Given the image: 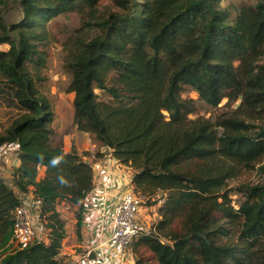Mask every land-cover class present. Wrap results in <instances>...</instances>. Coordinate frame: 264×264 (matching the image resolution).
Masks as SVG:
<instances>
[{
    "label": "trees",
    "instance_id": "obj_1",
    "mask_svg": "<svg viewBox=\"0 0 264 264\" xmlns=\"http://www.w3.org/2000/svg\"><path fill=\"white\" fill-rule=\"evenodd\" d=\"M14 1L23 18L0 19V46H9L0 71L22 114L0 147L14 144L21 164L12 184L0 177V264H75L61 256L57 205H79L80 238L94 187L88 158L105 155L66 152L54 140V105L42 92L47 26L66 13H78L93 33L65 47L74 125L131 167L135 192L158 205L156 234L131 247L135 264H264V181L240 186L239 204L229 195L241 170L263 164L264 175V0L233 12L225 0H110L108 15L104 0ZM187 90L198 98L183 97ZM223 100L227 108L240 103L214 121L190 119L198 102L218 109ZM31 190L48 242L14 248V212Z\"/></svg>",
    "mask_w": 264,
    "mask_h": 264
},
{
    "label": "rangeland",
    "instance_id": "obj_2",
    "mask_svg": "<svg viewBox=\"0 0 264 264\" xmlns=\"http://www.w3.org/2000/svg\"><path fill=\"white\" fill-rule=\"evenodd\" d=\"M257 0H225L222 3L223 7H228L232 12L235 6L240 4H252L254 5ZM114 9V5L110 0L102 1L100 5V12L103 15H108L110 11ZM234 13H232V17ZM23 18L22 10L20 4L14 0H4L3 4H0V19L7 25L12 23H17ZM85 20L78 13H66L54 18L48 23V60L47 68L44 71L46 82L43 83L42 92L49 97L54 105L55 111V121L53 123V128L55 130V141H62L64 145L71 144L73 149H77L79 142H86L89 145V150L82 151L83 154H88L92 151L91 145H97L95 151L100 149L99 143L95 140L91 134L87 133L88 136H84L83 139L80 137L77 139L76 133L81 132L77 130L73 122V101L75 95L73 93L67 92V88L70 83V75L66 72L64 68L65 57H66V45L69 41L77 37H85V35H93V33L87 32V27H85ZM9 46L1 45L0 51H7ZM96 94L99 96L100 100L110 101L109 96L100 91L96 90ZM185 98L197 99L196 93L191 90H187L183 93ZM227 100H223L219 107L212 108L204 103L198 102V111L195 115H191L190 119H195L197 117H203L205 119L215 120L216 116L220 113L234 111L240 102L233 104L231 107H224ZM22 114V109L20 108L17 98L15 95L14 86L10 85L6 81V77L0 71V136L6 134V130L11 126L12 122ZM56 120L58 122H56ZM261 124V123H258ZM72 135V137H71ZM79 135V134H78ZM2 147V146H1ZM99 147V149H98ZM16 149L14 144L9 145L4 148L2 157H7V155ZM77 151V150H76ZM1 157V156H0ZM263 164L258 165L255 169L251 170H241L238 176L229 181V195L233 200V203H241L244 198L239 192V188L242 185L259 184L264 181V175L261 173L259 167ZM43 171V168H41ZM13 176V175H12ZM13 179H11V182ZM134 188V187H133ZM161 199V194L158 195L157 199ZM162 202H159V205ZM144 207L147 210L149 218L154 219L158 222V205H149L145 201ZM57 209L60 212L61 218L65 223L66 238L63 240L62 245L70 246L73 248L74 252H69L70 255L62 256L67 261H72L71 259L79 253V241L81 240L77 235V217L79 214V205H72L66 201L60 202L57 205ZM154 211V212H153ZM42 224L40 228L41 234L48 237V230L45 229V222H40ZM14 248L16 245L13 243ZM63 248V246H62ZM68 251V250H67Z\"/></svg>",
    "mask_w": 264,
    "mask_h": 264
},
{
    "label": "built area",
    "instance_id": "obj_3",
    "mask_svg": "<svg viewBox=\"0 0 264 264\" xmlns=\"http://www.w3.org/2000/svg\"><path fill=\"white\" fill-rule=\"evenodd\" d=\"M6 147L8 146L0 147V154ZM104 152V159L98 166L100 177L111 175L118 193L112 203H109V194L105 192L101 195L99 191V195L96 193L94 178L93 190L84 201L82 223L88 224L92 216H97L102 239L96 246L89 243L83 247L71 260L75 264H135L131 250L134 241L141 236L156 234L157 222L149 218L144 207V197L133 188V169L117 160L109 149H104ZM129 168L132 170L129 171ZM96 197L99 200L96 201ZM40 212L41 203L38 199L34 196L30 199L27 196L22 198L14 212L12 240L17 248L24 249L35 243L48 241L37 230ZM156 217H159L157 213ZM93 254L96 255L95 258Z\"/></svg>",
    "mask_w": 264,
    "mask_h": 264
},
{
    "label": "crops",
    "instance_id": "obj_4",
    "mask_svg": "<svg viewBox=\"0 0 264 264\" xmlns=\"http://www.w3.org/2000/svg\"><path fill=\"white\" fill-rule=\"evenodd\" d=\"M56 122H58L56 120ZM79 134V135H78ZM77 139L80 137V139H83L84 136H88L87 133L84 132H77L76 133ZM72 137V135H71ZM84 140V139H83ZM66 145H64L65 147V151L69 152L72 149V145L69 143H65ZM78 147H77V152L78 154H82V151L84 150H89V145L86 142H79L77 143ZM92 147V151H90V153H95V148L97 147V145H91ZM99 149V147H98ZM101 152L104 151L103 148L99 149ZM0 177L2 179H4L8 184H12L11 179L13 178V173L19 168L21 162L20 159L18 157V153L15 151V148L7 155V157H2V155H0ZM89 161H92L94 166V178H95V191H97L96 193L98 194V191L100 192L101 195H103V193H107L109 194L108 197V202L112 203L114 196L116 195V193H118V189H115V181L113 180L112 176H106L105 178H101L100 177V171L98 169V166L101 165V162L104 159V156L102 157H90L88 158ZM132 170L131 168H129V171ZM132 172L134 173V171L132 170ZM16 191L18 192V190L16 189ZM99 195V194H98ZM27 196L29 199L32 198V190L27 194L24 195V197ZM23 197V198H24ZM99 200V197H96V201ZM101 202V201H100ZM101 205V204H100ZM89 221V220H88ZM99 219L97 218V216H92L90 218V223L88 222V224L82 223V229H81V236H80V241H79V252L81 251V249L87 245H89V243H91L93 246H96L97 244H99L100 240L102 239V237L100 236L99 233ZM41 224H37V230L38 232H41ZM48 242V241H47ZM63 248L61 249V256L64 255H70V251H73V248H71L70 246H65V244L62 245ZM68 250V251H67ZM96 255L93 254V258H95Z\"/></svg>",
    "mask_w": 264,
    "mask_h": 264
}]
</instances>
